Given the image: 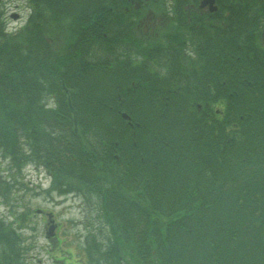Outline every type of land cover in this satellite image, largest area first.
I'll use <instances>...</instances> for the list:
<instances>
[{"label":"trees","instance_id":"trees-1","mask_svg":"<svg viewBox=\"0 0 264 264\" xmlns=\"http://www.w3.org/2000/svg\"><path fill=\"white\" fill-rule=\"evenodd\" d=\"M26 1L8 31L0 0V145L101 196L112 241L97 255L264 264V3L232 0L197 27L180 7L150 32L156 0ZM9 227L0 264H25Z\"/></svg>","mask_w":264,"mask_h":264},{"label":"rangeland","instance_id":"rangeland-1","mask_svg":"<svg viewBox=\"0 0 264 264\" xmlns=\"http://www.w3.org/2000/svg\"><path fill=\"white\" fill-rule=\"evenodd\" d=\"M19 4H21L19 8H14ZM3 7L5 11L8 8L7 15H10V11L17 13L16 19L21 15L17 21L16 19L10 20L12 25H16L15 27L23 23L29 12L25 0H6ZM159 13L156 11V14ZM36 168L30 163L25 168V176H23L21 170L7 169L6 162L0 166L1 179L7 175H10L11 178L10 181L5 179L8 182L0 186V190L6 191V195L1 194L2 196L5 195V200L0 198V213L11 220L14 216L18 217L21 212H31V215L25 220L28 226L23 229V235L19 237V240L24 238V242L21 241L20 245L23 247L28 245L29 247L26 251L29 264H58V261L55 262L51 258L50 251H55L60 257L63 252L66 256L67 250L73 253L72 259L76 264L80 259L85 262L83 264H91L90 258L87 257L86 260L85 244H83L88 232L90 233V229L102 233L95 232L93 234L96 240L100 238L105 242L107 236L110 237L111 235L105 220L100 217V205L97 202V196L93 192L87 191V186L82 187L84 191L80 192V197H77L75 192L71 194L46 193L43 189L47 188L49 178L45 176L44 169ZM72 187L75 188V186ZM56 190L59 191L58 188ZM36 209H43V214L46 216H41L42 213L37 212ZM9 212H12V217L7 215ZM47 212L50 214L49 217H47ZM52 218L59 224L56 233L59 241L56 243L50 242L44 234L45 227L48 226L49 220L53 221ZM25 223L22 225L14 223V225L21 229ZM126 263L127 261H125Z\"/></svg>","mask_w":264,"mask_h":264},{"label":"flooded vegetation","instance_id":"flooded-vegetation-1","mask_svg":"<svg viewBox=\"0 0 264 264\" xmlns=\"http://www.w3.org/2000/svg\"><path fill=\"white\" fill-rule=\"evenodd\" d=\"M215 1V6L216 8L213 11L209 10V6L207 5H202V7L200 5H197L198 8H200L199 12L200 14L203 13H208V14H213L214 20H217L218 17L221 14V6L224 5L223 3L220 2V0H214ZM227 1H232V0H227Z\"/></svg>","mask_w":264,"mask_h":264}]
</instances>
